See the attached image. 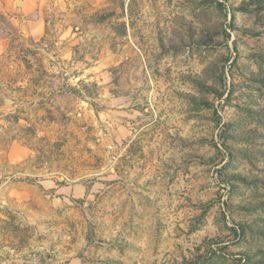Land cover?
Wrapping results in <instances>:
<instances>
[{
  "label": "rangeland",
  "instance_id": "1",
  "mask_svg": "<svg viewBox=\"0 0 264 264\" xmlns=\"http://www.w3.org/2000/svg\"><path fill=\"white\" fill-rule=\"evenodd\" d=\"M4 1L0 264H264V0Z\"/></svg>",
  "mask_w": 264,
  "mask_h": 264
},
{
  "label": "crops",
  "instance_id": "2",
  "mask_svg": "<svg viewBox=\"0 0 264 264\" xmlns=\"http://www.w3.org/2000/svg\"><path fill=\"white\" fill-rule=\"evenodd\" d=\"M22 3V12H25L26 8L29 6L27 1H23ZM20 3V4H21ZM8 9V2L4 0H0V11L3 12ZM24 18V17H23ZM1 49V47H0Z\"/></svg>",
  "mask_w": 264,
  "mask_h": 264
},
{
  "label": "water",
  "instance_id": "3",
  "mask_svg": "<svg viewBox=\"0 0 264 264\" xmlns=\"http://www.w3.org/2000/svg\"><path fill=\"white\" fill-rule=\"evenodd\" d=\"M20 3H21L20 1L16 2V5H20Z\"/></svg>",
  "mask_w": 264,
  "mask_h": 264
}]
</instances>
